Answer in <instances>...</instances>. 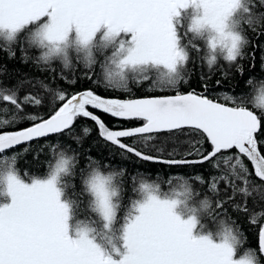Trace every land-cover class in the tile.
Instances as JSON below:
<instances>
[{
  "label": "snow or ice",
  "instance_id": "6c2138e0",
  "mask_svg": "<svg viewBox=\"0 0 264 264\" xmlns=\"http://www.w3.org/2000/svg\"><path fill=\"white\" fill-rule=\"evenodd\" d=\"M259 8H264V0H0V39L5 47L25 33L27 44L39 50V61L59 60L68 68L73 59L82 60L88 80L97 63L94 53H106L102 68L108 87L130 92V83L149 82V88L175 93L121 99L103 97L91 88L68 92L42 85L54 91L59 102L44 118L24 113L26 106L43 103L38 94L20 97L14 89L0 91V113L12 114L11 120L0 119V129L31 121L23 129L0 131V264H260L255 250H242L238 229L220 217L226 216L225 203L237 197L240 202L234 207L249 213L248 198L264 189V81L248 79L249 93L225 97L231 106L195 90L179 91L190 78L193 53L210 68L222 57L242 73L239 61L246 55L254 61L257 49L264 51V11ZM248 29L260 43L252 42ZM249 45L251 53L245 51ZM9 55H14L10 48ZM90 109L141 123L110 129ZM80 117L94 121L106 142L144 161L210 163L218 171L207 182L215 198L201 197L187 182L177 187L174 177H169L166 191L147 179L135 186L136 177H131L136 198L122 209L118 177L123 171L101 170L89 158L80 171L82 188L76 192L70 182L76 157L63 150L57 153L59 145L51 146L46 175L22 178L16 156L6 155V150L70 132ZM83 131L90 133L88 128ZM161 133L177 146H188L184 153L176 147L168 153L181 159L163 158V139L160 146L142 150ZM124 138H135L138 144L125 143ZM205 141L210 150L203 148ZM191 179L206 183L199 175ZM221 190L226 196H219ZM82 197L90 210L84 219ZM256 215L264 212L250 214L253 224ZM208 217L217 224L214 231L205 228ZM258 241L264 254V224Z\"/></svg>",
  "mask_w": 264,
  "mask_h": 264
},
{
  "label": "trees",
  "instance_id": "16d2710c",
  "mask_svg": "<svg viewBox=\"0 0 264 264\" xmlns=\"http://www.w3.org/2000/svg\"><path fill=\"white\" fill-rule=\"evenodd\" d=\"M260 11H264V8H259ZM25 33L20 34L19 41L14 42L8 47H5L4 42L0 39V91L3 90H17L18 95L23 97L25 94L31 92L38 94L43 100L40 106H26L24 113L29 115H39L47 118L53 108L59 105V102L54 99L55 92H49L42 85H47L48 88L53 90H66L68 92L80 91L86 88H91L97 94L105 97L115 98H132L150 95H161L174 93L173 91H158L156 89L149 88L148 83L136 85L130 83V92H125L122 89H112L103 82V60L106 53H94L97 63L94 65V75L92 80H88L84 77L83 61L73 59V66L65 68L63 63L59 60L50 61L45 64L39 61L38 57L40 52L38 49H34L27 44L25 39ZM247 35L253 43H260L255 39V33L250 29L247 30ZM261 41H264V37H261ZM201 51L203 53L202 42ZM9 48L14 55H9ZM24 49L22 52L21 49ZM252 46L249 45L245 49L247 53L252 52ZM26 53L27 59H24ZM193 63L189 64L191 69L190 78L187 83H182L179 86V91L185 92L190 90H199L201 93L206 94L209 97L215 98L219 101L231 104L230 100H226L225 97H238L246 95L251 91V87L247 84L248 79L256 81H264V51L257 49L255 60L253 61L250 56H245L239 61L240 69H237L235 65H230L223 58H218L216 64L211 68L207 65L206 59H202L195 53L192 54ZM224 73H227L225 75ZM202 77H204L202 79ZM75 79L76 83L71 84L70 80ZM95 81V82H94ZM219 81V82H218ZM31 82V83H29ZM207 85L205 88L204 85ZM260 115V110L253 108L251 104L248 105ZM9 109L12 106L7 105ZM94 111L110 128H131L140 125L138 120H119L113 118L109 114L103 113L100 110L90 109ZM20 113V115H24ZM11 120L12 114L0 113V119ZM31 125V121L25 119L17 122L13 127H7L0 129V131L16 130L28 127ZM84 128L90 129V133L85 135ZM161 139L165 142L166 152L162 153L165 158L181 159V155L177 154L174 157L169 156L168 153L173 147H176L178 153H184L188 150V146L181 142L178 146L174 140H168L167 134H158L157 139L150 142L149 145L143 147V151L148 152L150 146L155 144L160 146ZM125 143H137L135 138H124ZM47 145V146H46ZM59 145L57 153L60 151H66L68 155H75L76 165L75 174L70 178V182L75 186L74 190L79 192L82 188L80 171L82 168L87 167L89 158L95 161L101 167V170L109 168L115 171H123V175L118 177V180L123 185L122 192V209L130 204L131 199H135V193L133 191L134 182L131 177H136L135 186H138L139 182L143 179L149 180V182H156L161 184L162 190H167V181L169 177L177 176L179 184L183 185L187 182L193 187L201 197L208 195L210 201L214 199L212 193L209 191L208 181L214 175L218 174V171L212 167L210 163L203 164H187V165H168L155 161H144L135 157L134 155L127 154L117 146L106 142L103 137L100 136L97 125L89 118H77L70 132L54 134L46 138L35 140L29 144H23L18 147H14L6 151L8 156H16L15 167L22 178L28 179L29 177H43L47 173V161L51 158V146ZM199 147V145H198ZM205 150H210L208 143H203ZM41 149H43L41 151ZM156 154V153H153ZM195 158V156L187 157ZM248 165L249 171H252V166L245 160ZM221 166L223 164L221 162ZM202 176L206 183L201 185L198 181H193L191 177ZM255 180V177H252ZM164 180V183H163ZM259 183L258 180L255 181ZM166 185V186H165ZM178 185V186H180ZM223 189V182L219 185ZM264 195V189L260 193H253V197L248 198L247 205L249 213L238 210L234 207L235 203L240 202V198L237 197L235 201H229L225 203L222 210L225 215H221L220 219L225 220L226 223H230L231 226L238 229L242 234V250L251 248L256 251L257 258L260 264H264V256L259 251L258 232L260 226L264 223V216L256 215V224L250 222V214L264 212V200L260 199V196ZM219 196H226V193L221 190ZM253 198L256 200V204L253 203ZM81 219L90 215V210L87 208V198H81ZM123 212L120 213L122 215ZM205 228L214 231L217 227L216 222L208 217L203 221Z\"/></svg>",
  "mask_w": 264,
  "mask_h": 264
},
{
  "label": "water",
  "instance_id": "95a60500",
  "mask_svg": "<svg viewBox=\"0 0 264 264\" xmlns=\"http://www.w3.org/2000/svg\"><path fill=\"white\" fill-rule=\"evenodd\" d=\"M197 92V91H196ZM184 93H187V92H184ZM198 93H200V92H198ZM168 95H173V94H168ZM152 96H161V95H152ZM103 97H105V96H103ZM147 97H150V96H141V97H132V98H124V99H137V98H147ZM108 98H115V97H108ZM209 98V97H208ZM122 99V98H121ZM209 99H212V98H209ZM213 100H215V99H213ZM215 101H217V102H220V101H218V100H215ZM220 103H223V102H220ZM226 104V103H225ZM229 105V104H228ZM229 106H231V105H229ZM257 114V113H256ZM97 115V114H96ZM258 115V114H257ZM98 116V115H97ZM101 119V118H100ZM105 123V122H104ZM31 126V125H30ZM29 127V126H28ZM26 128V127H25ZM110 128V127H109ZM23 129V128H22ZM110 129H113V128H110ZM16 130H19V129H16ZM6 131H15V130H6ZM54 135V134H53ZM51 136V135H50ZM41 139V138H40ZM35 141V140H34ZM21 145H23V144H20V145H16V146H14V147H18V146H21ZM13 147V148H14ZM7 151V150H6ZM164 159H168V158H164ZM156 162V161H155ZM263 256H264V254H263Z\"/></svg>",
  "mask_w": 264,
  "mask_h": 264
},
{
  "label": "rangeland",
  "instance_id": "374dc122",
  "mask_svg": "<svg viewBox=\"0 0 264 264\" xmlns=\"http://www.w3.org/2000/svg\"><path fill=\"white\" fill-rule=\"evenodd\" d=\"M175 179H174V181H173V183L177 186V187H179L178 185H180L179 183V180H178V177L177 176H173ZM163 183H164V180H163ZM167 185H168V183H167ZM166 186V185H165ZM169 186V185H168Z\"/></svg>",
  "mask_w": 264,
  "mask_h": 264
}]
</instances>
